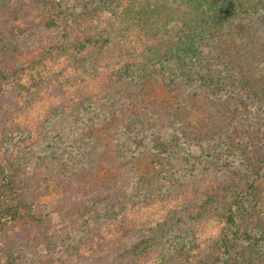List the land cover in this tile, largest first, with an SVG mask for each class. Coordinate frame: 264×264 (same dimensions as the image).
I'll return each mask as SVG.
<instances>
[{"label":"trees","instance_id":"trees-1","mask_svg":"<svg viewBox=\"0 0 264 264\" xmlns=\"http://www.w3.org/2000/svg\"><path fill=\"white\" fill-rule=\"evenodd\" d=\"M124 1L35 0L43 9L38 20L17 25L14 40L10 37L0 54V107L23 99L34 108V100L38 102L48 139H38L30 154L67 168L54 176L64 194L61 208L68 210L77 201L88 205L79 222L68 217L56 226L55 236L63 245L58 253L77 264H137L156 251L163 264H171L179 246L193 245L188 230L209 211L203 177H224L244 163L242 146L232 141L237 139L236 124L259 105L251 88L264 89L250 87L249 81L259 70V48L253 47V25L263 16L259 0H128L113 17L114 5ZM105 12L112 19L102 18ZM213 25L218 33L211 32ZM233 25L238 32L230 35ZM250 46L254 53L249 51L248 60L245 50ZM169 63L174 70L164 68ZM156 66L167 94L162 100L150 99L144 90L148 69ZM46 85L52 90L45 93ZM201 99L207 110L193 126L189 118L202 109L195 105ZM6 111L0 113L2 125L17 112ZM18 134L17 129L8 135ZM144 153L166 161L186 156V166L174 173L184 192L170 205H139L148 197L136 192L133 163ZM217 155L230 164L224 166ZM193 186L191 199L197 200L191 204L186 196ZM255 186L248 181L236 191L222 213L227 231L215 255L198 264H259L235 252V246H255L258 256L264 251L262 232L239 228V212ZM15 187L0 163V231L22 219L20 205L10 201ZM113 207L125 209L116 226L109 210ZM98 213L103 216L90 218ZM8 261L13 264L14 259Z\"/></svg>","mask_w":264,"mask_h":264},{"label":"rangeland","instance_id":"rangeland-1","mask_svg":"<svg viewBox=\"0 0 264 264\" xmlns=\"http://www.w3.org/2000/svg\"><path fill=\"white\" fill-rule=\"evenodd\" d=\"M34 1L0 0V54L8 49L10 37L14 40L19 29L17 25H26L35 19V21L38 20L39 11L43 9L38 8L37 2L38 7L35 6ZM250 1L247 0V3L250 4ZM125 2L127 3L128 0L114 5L113 17L120 15L126 5ZM255 2L257 3V0ZM259 3L258 6L263 12V16L261 14L258 22L253 25L255 26L254 38L257 39L254 41L253 47L259 48L255 54L259 70L255 73L251 69L254 74H251L253 77L250 76L249 78L250 87L253 88L264 86V74L261 73L264 69V66L262 67V62H264V58L262 60V55H264V0H259ZM110 14V12H105L101 17L105 20L112 19ZM211 28V32L218 33V26L213 25ZM237 29L238 25H233L230 29V35H233ZM193 33L194 31L189 32L187 37L190 38ZM32 34L34 37L33 32ZM30 36L31 34L28 37ZM253 47L250 46L247 51L245 50L248 60H251L252 56L248 53L250 50L253 51ZM227 63L229 62L227 61ZM164 68L174 70L175 65L165 64ZM162 76L163 72L158 66L148 69L144 90L152 100H162L167 97L162 89ZM68 84L71 85L70 80ZM45 90H52V88L50 85H46L43 91ZM251 90L254 91L251 92L252 96L254 100L258 101L259 105L251 110L252 112L243 122L236 124L238 131L234 137H237V139H232L234 143L242 146L241 149L246 160L242 165L236 167L235 172L233 168L230 171L228 170L229 172L224 177L218 175L216 178L213 176L209 181L207 176L203 177L208 183L210 195L204 206L209 211L204 216L194 220L195 222L188 230V239L190 242L193 241V245L185 246V248L179 246L177 252L171 258V264H198L200 261L208 260L215 255L216 246L220 244L219 240L222 234L227 231L222 213L227 210L228 204L232 202L236 191L244 188L248 181L254 180L256 188L245 201V208L239 212L242 215L239 228H248L253 232L259 230L264 234V89L251 88ZM85 91H88V89H85ZM17 102L15 100L13 103L3 102V106L0 107V113L3 115L9 113L6 110L10 108L17 111L12 118L13 121L7 120L8 122H5V125L1 124V122H4L3 120L0 121V163L6 174L11 176L15 183V191L10 201L20 205L22 219L12 223L6 230L0 231V264L9 262L8 259H14L13 264H77L78 261L75 258L68 257L64 253H58V246L62 247L63 245L61 239L55 236L58 233L56 226L66 221L68 217L72 220L77 219V222H79L82 217L80 215L82 213L87 214L85 208L88 205L77 201L68 210L61 208L59 201L64 194L55 186L54 176L55 174L67 173L68 170L63 165L59 166L57 163H53L52 159L43 158L42 156V158L38 157L36 159L31 155L36 149L35 143L38 139H48L46 123L40 116L37 101L34 100V108H30L29 103L33 104L30 100L24 101L22 99ZM195 105L200 106L202 109L191 113L189 120L193 126L198 123L199 119H203V114L207 110L203 99ZM230 106L231 104H228V107ZM7 119H10V116ZM17 129L19 130L17 137L8 135L17 131ZM192 153L196 156L199 155L197 148ZM217 157L222 159L224 166L230 164L225 156L217 155ZM185 160L186 156L184 154L173 161H166L163 157L151 153L138 156L133 163L138 181L136 192L139 195L144 194L148 197L139 205L145 207L154 205L150 208L156 209V206L162 204L163 201L170 205L173 203L172 201H175L178 193L183 194L182 188L184 187L180 185L181 180L174 173L186 166ZM191 183L193 184L194 181L191 180ZM194 190L195 187L193 186L189 196H186L191 204L197 200V197L191 199ZM131 207L136 208V204H132ZM109 210L112 217L116 219L114 225H118L119 219L123 220L122 215L125 209L119 210V207H113ZM67 211L68 213H66ZM99 213L90 218L95 219L98 215H101ZM156 221L157 218H153L152 223L155 224ZM235 252L243 254L250 262L257 261L259 264H264V251L259 256L258 253L255 255V246L252 249L235 246ZM137 264H163V262L156 251L151 254L147 261L145 259Z\"/></svg>","mask_w":264,"mask_h":264}]
</instances>
